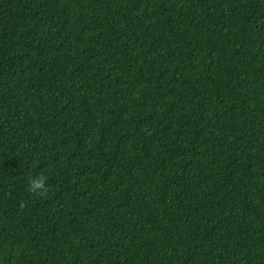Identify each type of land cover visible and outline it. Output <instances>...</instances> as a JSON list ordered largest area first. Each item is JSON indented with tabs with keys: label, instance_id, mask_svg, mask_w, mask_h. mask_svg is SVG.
<instances>
[{
	"label": "trees",
	"instance_id": "trees-1",
	"mask_svg": "<svg viewBox=\"0 0 264 264\" xmlns=\"http://www.w3.org/2000/svg\"><path fill=\"white\" fill-rule=\"evenodd\" d=\"M0 264H264V0H0Z\"/></svg>",
	"mask_w": 264,
	"mask_h": 264
},
{
	"label": "clouds",
	"instance_id": "clouds-1",
	"mask_svg": "<svg viewBox=\"0 0 264 264\" xmlns=\"http://www.w3.org/2000/svg\"><path fill=\"white\" fill-rule=\"evenodd\" d=\"M48 177L40 175L38 178L31 177L29 179V190L34 194H45L48 189L46 187Z\"/></svg>",
	"mask_w": 264,
	"mask_h": 264
}]
</instances>
